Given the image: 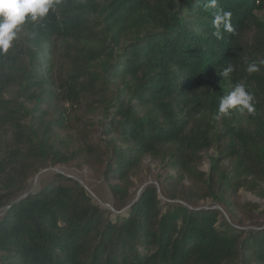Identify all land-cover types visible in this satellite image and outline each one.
Segmentation results:
<instances>
[{
    "label": "trees",
    "instance_id": "16d2710c",
    "mask_svg": "<svg viewBox=\"0 0 264 264\" xmlns=\"http://www.w3.org/2000/svg\"><path fill=\"white\" fill-rule=\"evenodd\" d=\"M209 4L59 0L0 50V210L14 202L0 217V264H264V226L246 231L233 212L241 189L264 198V0ZM218 10L234 28L221 38ZM237 84L254 112L223 115ZM72 115L88 139L98 122L96 142L60 137ZM146 158L174 172L157 180L169 203L150 185L114 216L61 173L15 202L41 171L81 162L100 168L121 212Z\"/></svg>",
    "mask_w": 264,
    "mask_h": 264
},
{
    "label": "rangeland",
    "instance_id": "374dc122",
    "mask_svg": "<svg viewBox=\"0 0 264 264\" xmlns=\"http://www.w3.org/2000/svg\"><path fill=\"white\" fill-rule=\"evenodd\" d=\"M259 17L264 18V12L259 14ZM253 37V32H249L246 35V40L250 44L251 39ZM53 47V46H52ZM83 116V115H82ZM72 117V123L71 125L74 127V129L71 130H65L60 132V137H66L69 136L70 139L72 140L71 142L73 143L74 147L77 148L81 144H88V141H91V143L96 142V140L101 136L100 135V129L99 125L96 122V126L93 130V139H88L85 134H82L79 132V129L81 128V123L79 118H75L74 115ZM84 117V116H83ZM99 120V119H98ZM214 152L211 151L209 154L206 156V160L204 164L200 167V170L203 172H208L210 169V163H209V156H213ZM81 165L80 163H75L70 166H61L57 168H49L46 170H43L41 172L42 175V181L40 184V187L35 190L39 191L41 188H43L46 183L51 180L56 174H64L67 177H72L73 179L77 180L78 182L83 183V186H85L88 189L89 195L101 206L105 205H111L113 208L114 204V199L113 196L110 192V188L107 182L103 180L102 177H100V168L95 166L92 168L83 166L82 168H79ZM40 172V173H41ZM46 173V174H45ZM167 174H174V172L170 171L168 172L165 170L162 166H160L158 163L154 162L150 158H146L143 163V167L141 171L137 174L136 177L133 178L135 182V188L132 190L133 196L132 200H134L139 191L143 188H146V186L154 185L157 183V180H164L167 176ZM36 175L34 178H32L29 182L28 189L31 188L32 183L34 180L38 177ZM168 183H172V180H168ZM185 185L189 186L190 182L189 180L185 181ZM159 188L160 185L158 184ZM27 189V190H28ZM161 190V188H160ZM163 194V193H162ZM161 197V196H160ZM165 202L169 203V200L166 199L164 196L162 198ZM234 209L233 212L237 216V220L242 221L244 224V228L246 231H256L261 229V226H264V198L259 197L257 194L250 192L246 189H241L240 192L234 197ZM174 204L178 205H183L185 204L181 201L173 202ZM247 204H255L258 205L257 210L249 209L247 208ZM214 207L215 204L212 203V201H206L205 203H202L200 208H205V209H215ZM106 208V207H105ZM222 208V215L231 222L225 208ZM118 212V211H117ZM122 212V211H121ZM124 213V212H123ZM116 213H114V216ZM3 216L2 211H0V217Z\"/></svg>",
    "mask_w": 264,
    "mask_h": 264
},
{
    "label": "clouds",
    "instance_id": "9594fccd",
    "mask_svg": "<svg viewBox=\"0 0 264 264\" xmlns=\"http://www.w3.org/2000/svg\"><path fill=\"white\" fill-rule=\"evenodd\" d=\"M59 0H0V50L7 52L11 42L21 30L20 26L27 22L31 23L48 14L54 9ZM216 0H210L208 6L215 7ZM231 13L218 10L213 19V25L217 29L214 35L221 38V27L227 32H234L230 22ZM261 63H264L262 61ZM234 71L232 66L227 67L221 75L227 77ZM249 74L258 72L257 63H251L247 67ZM254 96L249 93L243 84H237L235 89L223 97L220 101L219 111L223 115H229L231 110L239 108L241 112L247 110L254 112Z\"/></svg>",
    "mask_w": 264,
    "mask_h": 264
},
{
    "label": "water",
    "instance_id": "95a60500",
    "mask_svg": "<svg viewBox=\"0 0 264 264\" xmlns=\"http://www.w3.org/2000/svg\"><path fill=\"white\" fill-rule=\"evenodd\" d=\"M42 173H43V172L39 173L38 176L42 175ZM69 177H70V176H69ZM71 178H72V177H71ZM80 184L83 186V183L80 182ZM149 185H151V184H149ZM154 185L157 187L158 192H159V195L161 196V198H163V194H162V192H161V190H160V188H159V186H158V183H156V184H154ZM83 187L88 191V189H87L85 186H83ZM146 187H147V186H146ZM27 189H28V188H27ZM27 189H26L25 192H23L22 196H21L17 201H15V202H20V201L24 200L26 197H28L29 195L35 193V191L30 192V191H28ZM144 189H145V188H143V189H141V190L139 191L137 197H136L134 200H132L130 206H129L127 209L123 210L122 212H117L114 208H112V207H110V206H108V207H107V206H104V207H106V208L112 210L113 213H116V214L123 213V212L127 211L128 209L132 208V206H133V205L136 203V201H138V199L140 198V195H141V193H142V191H143ZM13 203H14V202H13ZM13 203H12V204H13ZM12 204H11V205H12ZM11 205H10V206H11ZM10 206H6V207L2 208L0 211H2V213L4 214V213L9 209ZM215 206H216V207H214L215 209H219V210L222 211V208H221L219 205L216 204Z\"/></svg>",
    "mask_w": 264,
    "mask_h": 264
},
{
    "label": "bare ground",
    "instance_id": "6f19581e",
    "mask_svg": "<svg viewBox=\"0 0 264 264\" xmlns=\"http://www.w3.org/2000/svg\"><path fill=\"white\" fill-rule=\"evenodd\" d=\"M45 174H46V173H45ZM41 181H42V176L36 178V179L34 180V182L32 183L31 188L28 189V191L33 192V191H35L36 189H38V188L40 187ZM105 206H107V207L110 206V207H111V205H108V204L105 205Z\"/></svg>",
    "mask_w": 264,
    "mask_h": 264
}]
</instances>
